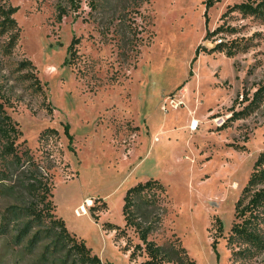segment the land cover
<instances>
[{
	"label": "rangeland",
	"instance_id": "rangeland-1",
	"mask_svg": "<svg viewBox=\"0 0 264 264\" xmlns=\"http://www.w3.org/2000/svg\"><path fill=\"white\" fill-rule=\"evenodd\" d=\"M88 1L58 22L61 0H0L18 7L21 28L12 54H0V115L12 117L19 152L29 148L50 178L56 215L103 264H139L145 257L132 261L127 238L105 224L124 227L128 188L159 179L168 204L151 234L158 244L180 240L196 264H264V252L235 261L228 244L236 203L264 152V102L235 117L264 85V19L233 8L249 0H219L207 14L203 0H150L137 16L145 40L137 54L117 26L101 33L110 15L95 22ZM23 59L35 64L42 92L23 81ZM174 96L185 106L164 111ZM32 167L13 166L0 181V264H44L41 246L29 250V236L18 242L23 220L10 213L32 200L24 188Z\"/></svg>",
	"mask_w": 264,
	"mask_h": 264
},
{
	"label": "trees",
	"instance_id": "trees-1",
	"mask_svg": "<svg viewBox=\"0 0 264 264\" xmlns=\"http://www.w3.org/2000/svg\"><path fill=\"white\" fill-rule=\"evenodd\" d=\"M203 1L207 14L219 0ZM148 2L150 0H89V14L99 23L101 17L109 14L106 25L100 27L101 33L108 36L110 33L119 32L118 28L121 29L123 31L121 41L132 50L136 49L138 54L145 40L144 36L139 35L143 29L137 23V16H142V7ZM81 4L82 0H61L57 7V21L61 22L70 11L78 12ZM233 8L264 19V0H249L236 4ZM17 11L18 7L0 2V37L4 38L0 45L2 55H11L18 44L21 28L14 17ZM214 32L208 31L205 38L213 35ZM79 42L80 37L75 36L69 46L72 55L77 53ZM118 46L124 47L123 43H119ZM196 53L200 54V46ZM18 70H26L22 75L23 81H29L36 92H42L43 84L33 61L23 59L18 63ZM262 102H264V85L256 90L248 109L237 113L235 117L242 118L249 115ZM0 108L3 110V105H0ZM47 110L53 113L51 106H48ZM65 130L68 133V126ZM48 132L56 133L57 130L48 129L45 134ZM20 135L21 131L14 124L12 117L5 113L1 114L0 137L4 141L0 151V181L10 179V170L13 166L22 167L24 162L34 166L28 169L29 174L24 181V188L32 200L10 209V213L16 219L23 220L18 228V242L29 236V250L41 246V260L44 264H103L101 258L68 229L64 219L56 215V204L52 200L53 184L48 175L44 174L34 162L29 148L19 152L16 140ZM241 148L245 147L241 146ZM22 172L25 173V169ZM167 197L168 190L159 179L140 181L128 188L125 193L123 206L125 226L107 222L105 229L116 231V239L127 238L124 250L126 253L130 251V259L136 261L141 256L145 257L139 264H196L195 259L190 256L180 240H171L164 247L151 238V234L167 212ZM218 222L219 229L222 230V222L220 220ZM129 229L136 233L139 243L133 242L128 234ZM228 244L233 249L235 261L248 260L264 252V152L258 156L248 183L236 203L235 222L231 228Z\"/></svg>",
	"mask_w": 264,
	"mask_h": 264
},
{
	"label": "built area",
	"instance_id": "built-area-1",
	"mask_svg": "<svg viewBox=\"0 0 264 264\" xmlns=\"http://www.w3.org/2000/svg\"><path fill=\"white\" fill-rule=\"evenodd\" d=\"M223 38L220 37L219 39H217V43H222L223 42ZM185 106V101L180 98V97H177V96H174V97H168L165 102H164V105H163V110L166 111L169 107L170 108H175V109H178V108H182ZM198 120H196L193 124L191 123L190 127L191 129H196L198 128Z\"/></svg>",
	"mask_w": 264,
	"mask_h": 264
},
{
	"label": "bare ground",
	"instance_id": "bare-ground-1",
	"mask_svg": "<svg viewBox=\"0 0 264 264\" xmlns=\"http://www.w3.org/2000/svg\"><path fill=\"white\" fill-rule=\"evenodd\" d=\"M195 121H196V120H193V121H192V124H193ZM197 126H199V122H198V125H197ZM90 203H91V201H90Z\"/></svg>",
	"mask_w": 264,
	"mask_h": 264
},
{
	"label": "crops",
	"instance_id": "crops-1",
	"mask_svg": "<svg viewBox=\"0 0 264 264\" xmlns=\"http://www.w3.org/2000/svg\"><path fill=\"white\" fill-rule=\"evenodd\" d=\"M191 125V124H190Z\"/></svg>",
	"mask_w": 264,
	"mask_h": 264
}]
</instances>
